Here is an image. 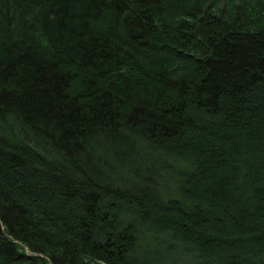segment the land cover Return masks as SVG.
I'll use <instances>...</instances> for the list:
<instances>
[{"label": "trees", "instance_id": "obj_1", "mask_svg": "<svg viewBox=\"0 0 264 264\" xmlns=\"http://www.w3.org/2000/svg\"><path fill=\"white\" fill-rule=\"evenodd\" d=\"M0 264H264V0H0Z\"/></svg>", "mask_w": 264, "mask_h": 264}]
</instances>
